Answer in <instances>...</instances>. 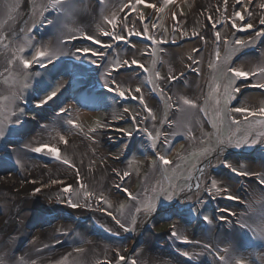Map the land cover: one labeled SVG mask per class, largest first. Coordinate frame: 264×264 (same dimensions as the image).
Here are the masks:
<instances>
[{"label":"rangeland","instance_id":"obj_1","mask_svg":"<svg viewBox=\"0 0 264 264\" xmlns=\"http://www.w3.org/2000/svg\"><path fill=\"white\" fill-rule=\"evenodd\" d=\"M119 1L120 7H125L127 4L125 0ZM193 1L171 0V3L165 4L164 0H145V3L139 5L136 10V17L141 27L125 28V31L117 32L121 35H125V40L123 41L109 38L112 42H116L120 46H123V42L127 43L132 38L139 39L144 44H147V52L143 53L147 56L146 60L140 58H135V60L142 63L148 71L144 72L137 68L138 70L136 71H138V76L141 80L138 79L142 84L140 85L139 83L134 85L132 90L127 84H114L113 81H110V77L114 79L113 76L118 74V72H116L117 67L119 69L122 67L124 68L126 66L125 61H127L128 64L131 61L126 60L121 55L123 50L118 52L115 48L112 49L110 43H108L110 45L108 48L101 47V50L109 49V52H114L110 56H90L93 53H99L98 48L96 49L94 47L93 41L83 39H81V45L78 48H75L73 45L75 42L71 43V49L73 50H71L70 53H66V55H59V53L54 55V52L52 53V50H50V46L42 45L41 42L45 43L44 40H42V35L47 30L51 31L53 26V22H45L44 20L46 15L45 9L40 8L38 12H34L33 10L31 16L27 17V9L23 7L24 9H18L14 17L12 14L10 19L0 23V82L7 76H11L12 74L15 75L13 72L14 65L21 64L24 60L31 61L30 71H28L30 72L31 78H36L34 74H32L33 72H42L45 69L51 72L50 75H36L39 81L28 79V84L22 87L27 88L30 86V90L26 93L27 95H23L22 98H20L18 94L13 93V101L16 102V105L13 107V115L16 114L22 117L21 121L24 124H28L30 119L36 120V118L41 117L38 112L41 111L42 107L53 105L56 109L55 112L59 111L58 108L66 111V114L61 115V118L71 121L69 126L73 127L67 128L65 132H60V137L65 134L70 136L77 134L83 137V139L85 138L86 141L88 140V142H86V147L90 151L104 150L102 155L96 153V155L88 156L87 159H85V165L88 169L86 168L84 172L80 173L81 175L77 178L75 185H71L70 187L68 184H65L58 189H55V185L52 189L40 191L39 197H46L51 202L54 200L58 205L64 204L71 210L74 208L70 206L69 201L79 205L75 207L76 209H89L93 207V204L90 200H86L87 195H85V192L89 190L84 188L86 180L92 173H95L94 175L97 180L104 179V173H106V169L110 163L114 165H117L116 163H122L124 165V170H122L119 175L117 185L113 186V184L99 196H95L97 199L100 198L98 199L100 201H98L99 204H105L108 209L119 216L121 225L126 229V233L124 234L120 232H117L118 234L112 233L120 238L118 241L116 239L114 240L115 243L121 245L122 248L119 251V255L114 257L116 259L110 264H122L118 259L120 256L126 257V264H132L133 261L136 262V250L144 246L142 242L146 241L149 237V229L152 231V235L158 234V236L163 237L164 234H167L169 231H179V236L182 240L179 242L176 240L178 243L177 245H179L184 252L188 253L185 258L188 264H264V259H262L264 258V252L261 251L264 250V241L260 243L262 239L246 228L242 229L243 231L240 234L243 239L242 243H238L233 239L231 240L228 230L224 228L223 222L221 221H231V215H235L237 210H241L252 220L257 221L259 225L260 223L263 224L259 226L260 229L258 231L264 235V183L259 182L258 184V190L263 197L258 201L254 200L252 204H247L245 201L241 200V190L237 187V184L233 182L237 179V176H239L238 173L241 171L247 172V175H249L250 172L247 168L249 166L248 160L251 159L247 157V155L256 150V148L260 149V151L256 152L253 160L260 158L258 163L264 165V136H262V134H264V116L251 115V112H258L260 108L248 109V106L242 102L241 97L238 101H235V96L238 92H235L234 89L237 88L238 81L241 78L232 76L233 74H231V72L229 73L226 71L223 73L218 61L213 65L215 72L211 73L208 93L206 95L202 94L199 101L196 99L192 100V104H184V100L188 99L180 95L179 88L177 87L178 84H183V86H185V79L179 76L178 80H176L178 81L176 85L174 82L175 79L169 78L163 66L160 70L162 56L167 55L170 47L175 48L179 45L181 46L185 41L189 40H199L203 47L200 49L199 42H194L196 45V52L194 51L191 55L194 58V62L197 61L196 56L199 50L206 49L204 47L209 43L214 47L212 50L211 44H209L210 46L207 49V56L208 58L209 56L211 57L212 62H214V59H217V51L219 52V56H225L227 53L229 56H235L236 54L241 55L240 52L235 54L234 51L237 49L234 41L237 39L244 40V36H238V33L234 32V30L242 29L246 23L250 22L253 24L251 30L264 31V26L259 24V20L264 19V9L256 7L257 11L252 12V0L239 3L238 5L242 7H235V11H240L241 14L244 15L245 20L240 21L238 18L234 17L233 13L230 26L223 29V25L226 23L227 10L212 18L209 16L208 12L206 13L205 9L202 11V9L195 8L196 4L201 2L200 0ZM261 1L264 3V0ZM175 2L179 5L177 6L176 4V10L173 11L174 6L172 7V5H174ZM221 2H223V0ZM149 3L156 4L157 8L153 10L148 8L147 4ZM237 3L238 0L227 1L228 5ZM160 8H163V12L159 11ZM249 13H254L252 16L256 19L252 20V16L249 17ZM55 14H57L56 11ZM170 14L171 19H168ZM179 14L183 15L185 18L194 14L195 18L191 17L187 25L180 26V23L176 19ZM139 15H143L145 19L140 21ZM206 19H208V25L210 24L211 28L208 33L204 31ZM255 22H257L259 28L255 26ZM233 24H235V27L232 26ZM144 25L148 27L147 33L143 31ZM153 25H155V27H153ZM133 29L135 31H140L141 35L136 36ZM129 32L133 34L126 35V33ZM217 32L220 33L219 40H217L215 35ZM148 36H151L152 39H147ZM80 38L82 37L80 36ZM259 40L260 38L258 41ZM36 42L37 44L35 45ZM70 42V40L67 41V44H70ZM32 46L37 47V52L44 51L46 56L38 57L32 48V54L29 52L31 56H27L25 59L22 58L19 52L23 49L26 51V49ZM63 46L65 47L66 44L64 43ZM84 48H89L91 51L84 53L82 51ZM134 49V44L133 46L127 47L129 52ZM210 50L213 51L211 55L209 54ZM60 53L62 54L63 51H60ZM102 55H109V53L104 52ZM33 56L35 57L32 59ZM49 56H52L51 59H49ZM53 56H59L60 59L64 61H73L72 63H74L75 69H72V72L69 71V73H66L65 77L63 74L54 77L52 73L58 66V60H55L56 64L53 68L46 66V64H49L56 58ZM258 56L261 57L262 55L259 54ZM35 58H38L37 62L32 61ZM208 58H206V62ZM155 63L157 64L156 68ZM99 64H102V66L99 73L96 74ZM35 67L39 69L37 71H31L34 70ZM228 68L229 65L226 69L228 70ZM197 69L196 67L195 76H192V80L200 74ZM24 70L23 68L20 71ZM130 71L132 70L128 72ZM156 73H159V76H157ZM98 76H100L101 80L98 79ZM66 77L68 78L69 89L72 92L88 85L81 93L82 97L76 99L77 102L67 100L71 94L66 91L64 100L61 99L63 97L62 95V97H59L58 102L55 101L56 97H54L47 103L41 105V101L53 91L62 89L61 82L62 79ZM118 77L115 78L118 79ZM108 81H110L109 84L114 85V87L108 85V87L114 91L111 92L110 90L109 92H105L104 95L102 94L103 92L97 93L89 98L87 97V99H82L87 89L95 87L96 91H103V84H107ZM116 85H119L121 90L126 92L125 97H120L117 94ZM136 88H140L141 92L136 93L134 91ZM184 88L186 87H181V91ZM142 89L145 90L144 93L148 96L150 95L151 97V95H153L152 97L157 102L156 105L154 104L152 107L149 106L148 99H146L145 94L142 93ZM171 93L172 97L170 96ZM185 93L187 94V92ZM139 95L143 96L144 104H146L147 109L151 111H148L140 103ZM229 96L232 98L229 99ZM154 99L151 100L154 101ZM172 100H174L173 107H171ZM32 102L34 105H32ZM36 104H39V106ZM59 104H61L60 107H58ZM262 104L261 108H264V101ZM32 106H38L36 108L37 112L30 108ZM1 107L0 104V111ZM236 107L247 109L248 112L246 114L236 113L234 111ZM74 108L81 110V115L72 114ZM172 112H174L176 116L169 118V114ZM166 114L168 115L166 116ZM8 120H12L11 117L8 116ZM15 120L16 119L13 121V131L18 133V128L14 123ZM202 121L205 122V124L207 122L208 128H206L205 125L204 129L201 128V125H203ZM220 124L222 125L221 129L219 128ZM135 125L138 129L134 132ZM166 125L168 129H170L172 135V139L168 142L162 140ZM102 130L108 131L106 133V135H108L107 137H104V134L101 133ZM129 133H131V135H129ZM108 138L111 141L109 145L103 140ZM244 139H248L250 143L240 147L233 146L236 141H243ZM253 139L258 142L252 144L251 141ZM6 140L5 138H1L0 140L1 173L5 174V177H8L15 170L22 175L24 170L19 168L14 160L7 159L1 154L2 144ZM229 141L232 143L229 144ZM178 142H181V144L178 146V149H176V153L173 157L172 155L169 156L167 146L173 143L172 146L174 147ZM139 144L143 146V149L139 147ZM112 145L113 149L110 147ZM172 146H170V148H172ZM222 146L228 149V155L230 156L219 157V150ZM68 149L70 151L60 152L61 159L56 160L57 166L63 169L59 171L63 179L66 177H76V172L73 170L76 158L72 153V148L68 147ZM88 154L91 153L89 152ZM160 156H164L169 163L165 165L161 162L159 159ZM111 157H121L122 161L114 162L111 160ZM78 158L83 160V155L79 154ZM65 159L69 161V164L66 165L63 163ZM46 162H48L46 164H50V162H55V159L50 162L47 160ZM225 162L235 166L237 168V173L232 171L231 168L226 167L224 164ZM207 164H209L210 167H207L205 174L200 173L202 168ZM108 169L110 176L115 174V177H117L120 172L112 170L114 168ZM208 172H210V174H208ZM219 172L221 174L216 175ZM52 174H54V172ZM211 180H216L217 187L221 189V192L217 193L215 190L210 191ZM8 183L11 184V182ZM194 183H196L195 186ZM200 185L202 187L201 191L198 189L195 194V188ZM92 186H94V184ZM117 186H119V188ZM193 186L194 188H191ZM65 187H69L70 192H65L63 190ZM125 188L128 189L131 196L123 191ZM187 189H189V191L185 192ZM185 193L186 195H184ZM169 195L172 196L171 200L167 199ZM229 195L236 197V199H228L227 197ZM31 197L32 196L29 198ZM222 198L225 199L223 202H226V204L224 206L222 205V218L219 221L216 220V202ZM64 200L66 201L63 202ZM27 204L31 208L34 207L31 202ZM149 204H154L155 210L151 213H145L144 208ZM110 213L112 214V212ZM55 214L60 215V213H53L52 215ZM205 216L209 217L211 221L210 224L204 219ZM63 218L65 221L70 219L73 224L74 222L82 221V219H77V217L71 218L70 214L62 217V219ZM133 219L135 220V224L132 223ZM149 221L152 226L147 228ZM91 222L90 220L85 221L81 226H85L84 228L87 229ZM194 222L199 223V228L196 230L193 227ZM216 222L221 223L220 227L222 230L219 228L215 229ZM71 226L72 223L68 226V235L66 233L64 238H62L64 232L56 231L55 234H50L52 235L50 237L53 241H50V237H48L45 238L46 240H36L31 244V248L36 250L41 256V264H61L62 260L68 261L70 258H76L77 261L82 262V257L86 254V251H84V249L81 250V248L84 246L85 240L89 239L90 236L93 237V235H91L92 233H81L82 237L78 241L68 244L69 248L71 247V251L67 249L64 253H60L52 258H48V254H46L47 252L59 248L57 247V242L63 240L67 242V238L72 239L79 236V232L73 229L74 225ZM104 226L105 227L101 225V230L107 233L112 232L108 225L104 224ZM210 226H212V229ZM201 228L203 230H201ZM92 230L93 227L90 229V232H92ZM199 232L204 233L208 239H210L214 233L216 236L212 237V243L215 245L214 247H218L213 248L210 246L208 250L201 252V254L196 252L192 236L196 238ZM138 235L139 238H137ZM213 238H215V242H213ZM57 239L60 240L55 241ZM131 241L132 243L129 244ZM185 241H187V243H185ZM29 243L30 242L27 244ZM203 244L204 243H202V245ZM154 250H157V248H154ZM141 251L143 252L144 250ZM221 256L224 257L223 260L220 259ZM65 257L66 259H64ZM230 258L233 259L231 260ZM36 259H32L30 264H36ZM21 263L22 259L20 258L17 264ZM77 264H80V262H77Z\"/></svg>","mask_w":264,"mask_h":264},{"label":"bare ground","instance_id":"obj_2","mask_svg":"<svg viewBox=\"0 0 264 264\" xmlns=\"http://www.w3.org/2000/svg\"><path fill=\"white\" fill-rule=\"evenodd\" d=\"M125 1L127 2L125 7H120L119 0H60V3L58 4L55 3V0H0V23L10 19L12 14L14 17L18 9L20 8L27 9L26 10L28 15L27 17L31 16L33 10L34 12H38L40 8H42L46 10V15L44 18L45 22H53L52 30L51 31L47 30L44 32L47 33L45 35L44 41L47 46H50V50H52V53L54 52V55H57V53H59V55H66V53H70L71 50H73L71 49L72 46L71 43L75 42L73 45L75 46V48H78L81 45V39H83L80 38V36L83 37L84 35H92L96 39H99L101 41L100 44L93 43L94 47L96 49L98 48V52L100 54L99 55L97 54L94 55V53L92 55L88 54L90 56H110L114 52L112 53L109 52V49L101 50V47L105 43L107 44L110 43L112 49L115 48V50H118V52L123 50L121 55L126 60H133L135 58L146 60L147 56H145L143 53L147 52L146 49L147 44H144L141 40L132 38L127 43L123 42V46H120L116 42H112V40H110L108 36L103 35L105 31L121 32V31H125L126 30L125 28L141 27L136 17V11L135 12L130 11L128 8V5L133 3V0H125ZM200 1H201L200 3L196 4L195 8L202 9V11L203 9H205L206 13L208 12L209 16L212 18L218 14H221V12L223 11L226 12L227 10V17L225 20L226 23H224L223 25V29H224L225 27L230 26V21L232 20L233 13L236 10L235 7H242L239 6L238 4L244 3L248 0H240V2H238L237 4H230V5L227 4V7H225L224 0L223 2H221L222 0H200ZM262 3L263 2L261 0H252L251 11L256 12L257 11L256 7H260ZM176 4L177 2H175L174 5H172V7L174 6L173 11L176 10L175 9ZM178 5L179 4H177V6ZM55 11L57 14H55ZM252 15H254V13L251 14V16ZM154 16L156 17L155 14ZM170 17L171 14L168 17V19ZM191 17L195 18L194 14H191L187 18L179 14L178 16L179 19L177 17L176 19L180 23V26H183L189 23ZM113 18L117 20V27L115 29H113L112 26L108 24V20ZM251 19L255 20L256 18L252 16ZM125 22H127L126 26L124 28H121V25L125 24ZM255 26L259 28L257 22H255ZM209 30H211L210 24L208 25V19H206L204 31L208 33ZM234 32L239 33L241 36H244V41L254 40L253 43L247 44L246 48L253 49V46L258 47L262 49V53H261L262 56L240 57V55L237 56L236 54L239 51H234L236 54L235 56H229V54L227 53V55L225 56H219L221 57L219 60L214 59V62H212L211 57L209 56L208 58L207 56L208 54L207 49L210 46L209 44H211L209 43L204 47L206 49L199 50L196 56L197 61L194 62L193 56L191 55L193 54L194 51L196 52L195 50L196 45L194 42H199V40H194V41L189 40V41H185L181 46L179 45L175 48L170 47L171 50L169 49L167 55L162 56L160 70L163 66L164 71L166 72L167 75H169V78L171 77L177 78L181 76L182 78L185 79L186 81L185 86H183V84L180 85L178 84L177 87L179 88L180 95L184 96L190 101L195 99L198 101L200 100L199 98H201L204 92V87L208 82L209 75L212 72H215V69H213V65L216 64L217 61L220 63L219 65L223 73H225L226 71L228 72L226 68L230 63H233L232 67H237L242 71H248L250 73H259L260 68L264 67V54H263L264 44H259L257 41L260 38V41L264 42V36H256L257 31H253L251 29L247 31H244L242 29H236L234 30ZM72 36H76L77 38L70 40ZM69 40L71 42L70 44H67V41ZM64 43L66 44L65 47L63 46ZM36 44L37 42L35 43V45ZM133 44L135 51L132 50L129 52L127 50V47L133 46ZM32 48L35 51L34 53H37V47L32 46L31 48L26 49V51L25 49H23L22 51L19 52V54L22 55V58L25 59L27 56H31L30 53L32 54L31 52ZM199 48L200 49L203 48L201 42H199ZM211 48L212 50L214 48L212 44H211ZM212 50L209 51L210 55L213 52ZM60 51H63V53L61 54ZM104 52H108L109 55H102ZM34 57L35 56H33L32 59ZM53 57H56L55 58L56 60L58 59L59 61H61L59 56H53ZM206 58H208L207 62H206ZM37 59L38 58H35L32 61L37 62L38 61ZM156 66L157 64L155 63V68ZM14 67H13V72L15 73V75L12 74L11 76H7L5 77L4 80L0 82V104L2 106L0 111V126L3 127V134L0 135V140L1 138L7 139L2 144L1 154L3 157H6L7 159L14 160L15 164L19 168H22L24 170V173L23 174L21 173L22 175H20L17 171L14 170L12 174H10V176L5 177V174L1 173V167H0V264H17L13 260V250L15 248L13 244L16 241L20 242L23 239L26 242H30V243L26 244V246L23 247L19 253L18 259L20 258L22 259L21 264H30L31 260L36 258H38L36 259V264H41L40 263L41 256L40 254L37 253L36 250L31 248V244L36 240H41L52 236L50 234L51 233L55 234L56 231L62 233L64 232V235H66V233H68L67 232L68 226H70L71 223L73 226V222H71L70 219L65 221L64 218L62 219V217L68 216L69 214L71 218L77 217V219L97 221L96 222L97 227H101V225L105 227L104 224H106L110 227V230L112 231L110 234L112 233L118 234L117 232H120L121 234L126 233V229L120 226L121 223L117 224L115 222V220H120L119 216L116 213H114L112 210L108 209L105 206V204L104 205L103 203L99 204L100 201L98 199L100 198L97 199V197H95V196H99L103 191L109 189L110 186H112L113 184H114L113 186L117 185L119 175L121 171L124 170V165L122 163H116L117 165L110 163L106 169V173H104L105 175L104 179L97 180V178L94 175L95 173H92L90 177L87 175L89 178L84 183V188L89 189L87 192L92 193V195L91 196L87 195L86 200H90L93 204V207H90L89 209L74 208L73 210H71L66 205L64 204L58 205L56 201L53 200V202H51L46 197L44 198L41 197L42 198L41 199L39 197V193L34 192V189L36 187H40L42 191L45 189L46 190L50 188L52 189L54 188L55 185H56L55 189H58L65 184H68V186L70 187L71 185H75L77 178H79V176L81 175L80 173L84 172L86 168L88 169V167H86L85 165L86 162L85 159H87L88 156L96 155V153H100L102 155L104 153V150L90 151L86 147V142H88V140L86 141L85 138L83 139V137L77 134L70 136L64 133L65 135L62 136L64 139L61 140L59 135L60 132H65L66 129L70 128L71 126H69L68 119L61 118V116L56 115L55 113L57 112H55L54 110H52V112H55L54 114L50 112H46L47 113L46 117L41 116L40 118H36V120L30 119L28 121V124H24L21 121L22 117H19L16 114L13 115V107L14 105H16V102L13 101V93L18 94L19 97L22 98L23 95H27L25 88L22 86L28 84L27 81L28 79L39 81V78L36 75L51 74L50 70L45 69L42 72H33L32 74H34V77L36 78H31L30 72H28L30 71V67L28 68L24 67L23 62L21 64L14 65ZM22 67L25 69L24 71H20L23 69ZM196 67L198 68L197 71H199L200 74L197 75V77L192 80V76H195ZM38 69H39L38 67H35L34 70L31 71H37ZM129 70L132 71L128 72ZM136 70H138L137 67L129 63L124 68L122 67L121 69H119V73H118L119 75L118 74L114 75L113 76L114 79L110 77V81H115L116 83H121V84H127L131 87L132 90V87L136 84H139L141 80L138 76L139 75L138 71ZM66 73L67 72L64 70L63 72L64 77ZM52 75L56 77L57 74L55 71H53ZM115 77H118V79H116ZM98 79L101 80L100 76H98ZM110 81H108L107 84H103L104 85L103 87L104 90L102 93L103 95L105 94V92H109L110 90L111 92L114 91L110 87H108V85L114 87L113 84H109ZM260 83H264V76L258 74L250 76L248 79H243V78L239 79L237 86V88L239 89L238 93L242 95L241 100L242 102L245 103L246 106H248V109L251 108L258 109L261 108L263 105L262 103L264 101V88H260L256 86ZM61 84H62L61 88L63 94H65L66 91L68 93L71 92V90L69 89L67 77L62 79ZM141 84L142 83H140V85ZM181 87H186V88H184L181 91ZM97 91H101V90H97ZM97 91L94 90L89 96H87L88 93L85 92L82 99H87V97L89 98L92 95H96ZM144 92L145 90L142 89V93ZM185 92H187V94ZM145 96L146 99H148L149 106L152 107V105L157 104L156 100L152 97L153 95H151L150 97V95L148 96L147 94H145ZM151 99H154V101ZM55 101L58 102L59 98L56 99ZM32 105H34L33 102ZM36 105L39 106V104ZM38 106L36 107L32 106V107L37 108ZM50 108H53V106H50ZM72 112H73L72 114L75 113L77 115H81L82 113L81 110L77 108H74ZM8 116L11 117L12 120H8ZM175 116L176 115L173 112L172 117ZM14 119H16L14 123L18 128V133H15L13 131ZM204 125L206 126V128H208L207 122L206 124L205 122H203V125H201L202 129L205 128ZM221 126L222 125L220 124L219 125L220 129ZM163 136L164 137H162V140H164L165 142H168L170 139H172L170 129H168L167 125L165 127ZM45 144L59 148L60 152L70 151L68 147L72 148V153L76 158V162L73 168V170L76 172V177H66V178L64 177L65 179L61 178L62 176L60 175L59 171L63 169H60L57 166L55 158L49 156L47 152L36 153L32 151L33 148L40 147ZM180 144L181 142H178L175 144L174 147L170 145L172 146V148H170V146H167L169 156L171 155L172 157L174 156V154L176 153V149H178V146ZM258 151H260V149L256 148V150L252 151L250 154L256 155V152ZM89 152L91 154H88ZM219 153H220L219 157L230 156L228 155L229 152L225 146L221 147ZM79 154L83 155V160H80L78 158ZM238 156H243V155H238ZM54 159L55 162H50L53 161ZM47 160L50 162V164H46L48 163L46 162ZM259 160L260 158H257L255 160L252 159L248 160L249 166L247 169L250 172L249 175H245V176L239 175L237 176V179L233 181L237 184V187L241 190V200L245 201L247 204H252L254 200L258 201L263 197L260 194L261 192L258 190V184L259 182H261L260 180L264 178V165L263 164L260 165L258 163ZM208 166L209 164L204 166L202 168V171H200V173L205 174V171ZM108 168H114L112 170L120 171L118 176L115 177L116 176L115 174L110 176L108 173L109 170ZM53 172L54 174H52ZM208 174H210V172H208ZM219 174L221 173L219 172L216 175ZM113 178L115 179V182ZM52 179H58L62 181V183L54 184V185L50 184V181ZM33 180L36 181L35 184L30 183V181ZM8 182H11V184L12 183L13 184L11 185ZM93 184L94 186H92ZM195 185L196 183H194V186ZM194 186L191 188H194ZM198 189L201 191L202 189L201 185L195 188L194 190L195 194ZM188 191L189 189H187L185 192ZM184 195H186V193ZM30 196L32 197L29 198ZM65 201L66 200H64L63 202ZM223 201H225L224 198H222L221 200H217L216 202L217 209L222 207V205L224 206L226 204V202ZM26 202L27 203L31 202L34 205V207L31 208ZM110 212H112L111 215H109ZM53 213H60V215L59 214L52 215ZM221 218L222 217L216 212V220L220 221ZM230 220L231 221L228 220H221V221L223 222L226 230H228L230 234L229 237L231 238V240L233 239L238 243H242L243 239L240 236V234L243 231L242 229L246 228L248 231L254 233L260 239H262L260 240V243H263L264 235H262L260 231H258L260 229L259 226L263 225L262 223H260L259 225L257 221L252 220L245 212H242L241 210H237L235 215H231ZM208 224L210 223L208 222ZM220 224L221 223L216 222L215 229H217V227ZM150 226L152 225H150V221H149L147 224V228ZM84 227L85 226L80 227L79 229L80 236L77 237L75 241H78L82 237L81 233L86 232L88 234H91L90 229L92 228V222L87 229ZM193 227L195 230L198 229L199 223L194 222ZM210 227L212 229V226ZM201 230L203 229L201 228ZM174 231L179 236V231L177 230ZM149 232H150L149 237L146 239V241L142 242V245L144 246L139 247V249L136 250V255H135L136 264H188L185 259L186 256L182 254L184 253L183 249L179 245H177L178 244L177 241L179 242L180 240H182L181 238L176 239L175 237L172 236L171 232L169 231L167 234H164V237L160 236L155 239L150 229ZM213 236L216 235H214L213 233ZM213 236H211L210 239H208V237L204 235V233H200V232L199 235L196 236V238L192 236L195 251L201 254V252L208 250L210 246H212L213 248H217L218 246L214 247L215 245H213L212 243ZM93 237L90 236L89 239L84 241L85 243L83 244L84 246L81 248V250L84 249V251H86L85 252L86 254L82 257V262L77 261L76 258H72V259L70 258V260L68 261L62 260L61 264H77V262H80V264H87V263L110 264L112 261H114L116 259L114 257L119 255V251L122 248V246L117 245L115 243V240H107L101 237H94V238ZM137 238H139V235L137 236ZM58 240L60 239H57L55 241ZM50 241H53L51 237H50ZM169 242H171V245ZM213 242H215V238H213ZM131 243L132 241L129 244ZM202 243H204L203 244L204 247ZM57 247L59 248L54 251L46 253L48 254L47 255L48 258H52L53 256L59 255L60 253H64L65 250L67 249L68 251H71V247L69 248L68 244H63ZM155 247H157V250H154ZM141 250L144 251L142 252ZM175 251L177 253H174ZM261 251L264 252V250ZM64 259H66V257Z\"/></svg>","mask_w":264,"mask_h":264},{"label":"snow or ice","instance_id":"obj_3","mask_svg":"<svg viewBox=\"0 0 264 264\" xmlns=\"http://www.w3.org/2000/svg\"><path fill=\"white\" fill-rule=\"evenodd\" d=\"M238 2H239V0H238ZM55 3H57V4L60 3V0H55ZM144 3H145V0H133V3H131L130 5H128V8H129L130 11L135 12V11L137 10V7H138L139 5L144 4ZM164 3H165V4L171 3V0H164ZM147 7H148V8H151V9H156V8H157V5H156V4L149 3V4H147ZM225 7H227V0H225ZM260 7H261L262 9H264V3H262V4L260 5ZM159 11L163 12V8H160ZM250 16H251V13H249V17H250ZM234 17H235V18H238L240 21H244V20H245L244 15H242L240 11H235V12H234ZM144 19H145V17H144L143 15H139V20H140V21H143ZM126 23H127V22H125V24H122V25H121V28H124V27L126 26ZM108 24L111 25L113 29H115V28L117 27V20H116L115 18L110 19V20H108ZM259 24H260L261 26H264V19H260V20H259ZM232 26L235 27V24H233ZM153 27H155V25H153ZM252 28H253V24L249 22V23H246V24L242 27V30L247 31V30L252 29ZM143 31H144L145 33H147V31H148V27H147V25H144V26H143ZM133 32H134V34H135L136 36H140V35H141V32H140V31H135V30L133 29ZM131 34H133V33H132V32L126 33V35H131ZM103 35H104V36H108L109 38L114 39V40H117V41H123V40H125V35H121V34L115 32V31H105V32L103 33ZM215 35H216L217 40H219V39H220V33L217 32ZM256 36H264V31H257ZM76 38H77L76 36H72V37L70 38V40H71V39H76ZM82 38H83V39H86V40H89V41H93L95 44H100V43H101V41H100L99 39H96V38H95L94 36H92V35H84ZM147 39L151 40L152 37H151V36H148ZM154 42H155V41H154ZM253 42H254V41H244V40H240V39H237V40L234 41V43H235L236 45H239V46H241V47H245V46H247V44H249V43H253ZM103 47H104V48H108V47H110V45L107 44V43H105V44L103 45ZM78 51H80V50H78ZM82 51H83L84 53H88V52H90L91 50H90L89 48H84V49H82ZM94 54L99 55L100 53H94ZM36 55H37L38 57H45V56H46V53H45L44 51H38V52L36 53ZM216 56H217V59L220 58V57H219V52H218V51H217V53H216ZM49 59H51L50 56H49ZM130 63H131V65H135V66H137L138 69L143 70L144 72H147V71H148V69L145 68V66H144L142 63H140L139 61H137V60H135V59L131 60ZM23 64H24V67H26V68L31 67V61H29V60H24V61H23ZM127 64H128V62L125 61V65H127ZM116 71L119 73V68H118V67L116 68ZM228 72H231L232 74H234V77H236V78L248 79L250 76L257 75V74H258V75H261V76H264V67L260 68L259 73H250V72H248V71H242V70H240V69H238V68H236V67H230V68H228ZM156 75L159 76V73H156ZM171 79H175V78H174V77H171ZM113 83L115 84L116 82L113 81ZM256 86H258V87H260V88H264V83H260V84H258V85H256ZM116 91H117V94H118L120 97H125V96H126V92L123 91V90H121V88H120L119 85H116ZM134 91H135L136 93H140V92H141V89H140V88H136V89H134ZM234 91H235V92H239V89L236 88V89H234ZM56 94H57V91H53V92H52L50 95H48L43 101H41V105H43L44 103H47L49 100L53 99V98L56 96ZM129 98H135V97H129ZM231 98H232V97L229 96V99H231ZM139 101H140V103H141V104L147 109V105L144 104V100H143V96H142V95L139 97ZM184 104H192V101H190V100H184ZM193 106H194V105H193ZM147 110H148V111H151L150 109H147ZM125 111H127V110H125ZM234 111H235L236 113H245V114L248 112L247 109H243V108H240V107H236V108H234ZM251 115H253V116H256V115L264 116V108H260V109L258 110V112H256V111L251 112ZM234 122H235V121H234ZM69 123H71V121H69ZM237 123H238V122H237ZM93 131H94V130H93ZM2 134H3V127H0V135H2ZM129 135H131V133H129ZM262 136H264V134H262ZM60 139L63 140L64 138H63V137H60ZM257 142H258V141L255 140V139H253V140L251 141L252 144H255V143H257ZM65 143H66V141H65ZM231 143H232V142L229 141V144H231ZM249 143H250V141H249L248 139H244L243 141H236L235 144H234L233 146L240 147V146H242V145H244V144H249ZM32 151H34V152H36V153H44V152H47L49 155H51V156H52L53 158H55L56 160H60V159H61L59 148L54 147V146H50V145H47V144L42 145V146H40V147H35V148L32 149ZM159 159H160V161L163 162L165 165H167V164L169 163V161H168L164 156H160ZM63 163L67 165V164H69V161H68L67 159H65V160L63 161ZM224 164H225L226 167L231 168L232 171H234V172L237 173V168H236L235 166H233L232 164H230V163H228V162H225ZM238 174H239V175H247V172L241 171V172H239ZM30 183L35 184L36 181L33 180V181H30ZM50 183L54 185V184H60V183H62V181H60V180H58V179H52V180L50 181ZM210 183H211V189H210V191H211V190H215V192H217V193L221 192V189L217 187V182H216V180H211ZM261 183H264V179L261 180ZM117 187L119 188V186H117ZM63 190H64L65 192H70V188H69V187H65ZM40 191H41V188H40V187H36V188L34 189V192H35V193H39ZM123 191H124V192H127L128 195L131 196V193L128 191L127 188L123 189ZM85 195L91 196L92 193L85 192ZM227 198L230 199V200H231V199H236V197H234V196H232V195H229ZM167 199H168V200H171V199H172V196L169 195V196L167 197ZM69 204H70V206L73 207V208L79 206L78 204H76V203H72L71 201H69ZM154 210H155V205H154V204H149L148 206H146V207L144 208V212H145V213H151V212H153ZM109 215H111V213H109ZM204 219H205L206 221H208L209 223H211L209 217L205 216ZM115 222H116L117 224H120V221H119V220H115ZM132 223L135 224V220H134V219L132 220ZM120 226L123 227V225H120ZM171 234H172V236L175 237L176 239H180V237L177 235V233H176L174 230L171 232ZM185 243H187V241H185ZM182 254L185 255V256L188 255L187 252H184V253H182ZM118 259L122 262V264H126V257L120 256V257H118ZM220 259L223 260L224 257L221 256ZM132 264H136V262L133 261Z\"/></svg>","mask_w":264,"mask_h":264},{"label":"flooded vegetation","instance_id":"obj_4","mask_svg":"<svg viewBox=\"0 0 264 264\" xmlns=\"http://www.w3.org/2000/svg\"><path fill=\"white\" fill-rule=\"evenodd\" d=\"M239 35H240V34H239ZM249 41H254V40H249ZM254 48H255L254 46H253V49H249V48H246V46H245V47H241V46H239V45H236V49H237V50H235V51H239V52L241 53V56H240V57H245V56H256L257 53L254 51ZM239 52H238V53H239ZM232 66H233V64H232ZM232 66H231V67H232ZM57 72H58V73L64 72V68L59 69ZM231 74H232V73H231ZM232 76H234V74H233ZM238 82H239V81H238ZM174 90H175V88H174ZM170 96L172 97V93H171ZM240 97H241V94L237 93L236 96H235V101H238V100L240 99ZM172 103H173V100L171 101V106H172ZM170 108H171V107H170ZM32 109L35 110L36 108H33V107H32ZM167 115H168V114H166V116H167ZM169 116L172 117V114L170 113ZM135 131H136V130H135V127H134V132H135ZM171 145H173V143H172ZM139 147H141V148L143 149V146H140V144H139ZM135 149H136V147H135Z\"/></svg>","mask_w":264,"mask_h":264}]
</instances>
